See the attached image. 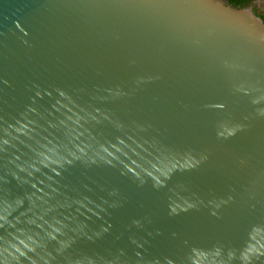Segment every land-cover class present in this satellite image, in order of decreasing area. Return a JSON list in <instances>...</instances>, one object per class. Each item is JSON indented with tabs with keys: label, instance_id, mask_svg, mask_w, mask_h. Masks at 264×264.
I'll return each instance as SVG.
<instances>
[{
	"label": "water",
	"instance_id": "95a60500",
	"mask_svg": "<svg viewBox=\"0 0 264 264\" xmlns=\"http://www.w3.org/2000/svg\"><path fill=\"white\" fill-rule=\"evenodd\" d=\"M0 264H264L252 6L0 0Z\"/></svg>",
	"mask_w": 264,
	"mask_h": 264
},
{
	"label": "trees",
	"instance_id": "16d2710c",
	"mask_svg": "<svg viewBox=\"0 0 264 264\" xmlns=\"http://www.w3.org/2000/svg\"><path fill=\"white\" fill-rule=\"evenodd\" d=\"M232 5L240 8L253 7V11L264 21V0H228Z\"/></svg>",
	"mask_w": 264,
	"mask_h": 264
}]
</instances>
